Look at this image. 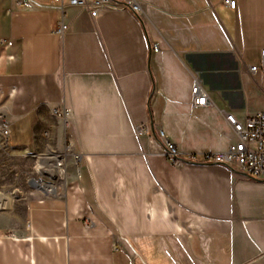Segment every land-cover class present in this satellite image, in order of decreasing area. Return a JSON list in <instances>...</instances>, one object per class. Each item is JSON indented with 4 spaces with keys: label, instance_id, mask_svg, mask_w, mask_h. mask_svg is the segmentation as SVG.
<instances>
[{
    "label": "crops",
    "instance_id": "obj_1",
    "mask_svg": "<svg viewBox=\"0 0 264 264\" xmlns=\"http://www.w3.org/2000/svg\"><path fill=\"white\" fill-rule=\"evenodd\" d=\"M62 1L0 0V117L74 172L33 186L23 215L0 194V264H264V181L204 162L236 141L225 112L264 111V0H113L97 17Z\"/></svg>",
    "mask_w": 264,
    "mask_h": 264
},
{
    "label": "built area",
    "instance_id": "obj_2",
    "mask_svg": "<svg viewBox=\"0 0 264 264\" xmlns=\"http://www.w3.org/2000/svg\"><path fill=\"white\" fill-rule=\"evenodd\" d=\"M55 1L61 2L62 0ZM224 2L231 9L236 8L237 2L235 0H224ZM70 4L81 9H89L93 17L117 8L113 0H93L92 3H88L86 0H71ZM126 7L137 15L142 14L139 0H128ZM67 29L68 26L63 24L57 29V32L63 34ZM158 50V45H155L153 51L158 52ZM261 55V65L251 67V71L255 72L259 68L264 69V50ZM192 96L195 107L206 105L208 92L198 80L194 82L192 87ZM56 115L67 118V110L56 112ZM224 118L228 128L235 135L236 141L231 143L226 150L205 153L204 162L223 165L238 170L252 179L264 181V111L248 115L244 120H240L234 113L225 112ZM150 131L149 125L135 127L137 136H142ZM11 134L10 122L7 119H2L0 124L1 138L4 141H9ZM158 136L165 145V155L168 161L177 166L182 165L184 161L178 147L166 137L163 131H160ZM76 159H79V156H76ZM56 160L58 168L63 169L59 172L64 174L66 159L62 155H58ZM190 160H194V157H190Z\"/></svg>",
    "mask_w": 264,
    "mask_h": 264
},
{
    "label": "rangeland",
    "instance_id": "obj_3",
    "mask_svg": "<svg viewBox=\"0 0 264 264\" xmlns=\"http://www.w3.org/2000/svg\"><path fill=\"white\" fill-rule=\"evenodd\" d=\"M2 119L6 118L0 117V124ZM13 142L12 134L9 141H4L0 136V194L11 195L15 201L20 200V198L26 199L23 204L17 206V212L23 215L24 202L29 201L30 197L39 193L33 187L32 182L43 185L46 181L51 180L60 185L66 179H72L74 172L68 170L66 160L65 173L63 174V172H59L63 169L58 168L56 159L48 160L46 159L48 156L45 157L42 153L30 151ZM62 156L66 159L64 155ZM76 156L78 155L73 158L74 162L80 164V157L76 159ZM49 157H57V153Z\"/></svg>",
    "mask_w": 264,
    "mask_h": 264
},
{
    "label": "water",
    "instance_id": "obj_4",
    "mask_svg": "<svg viewBox=\"0 0 264 264\" xmlns=\"http://www.w3.org/2000/svg\"><path fill=\"white\" fill-rule=\"evenodd\" d=\"M32 185L34 187H36L37 189L41 190V191H45V189L43 187L40 186V184L36 183V182H32Z\"/></svg>",
    "mask_w": 264,
    "mask_h": 264
},
{
    "label": "bare ground",
    "instance_id": "obj_5",
    "mask_svg": "<svg viewBox=\"0 0 264 264\" xmlns=\"http://www.w3.org/2000/svg\"><path fill=\"white\" fill-rule=\"evenodd\" d=\"M58 169V168H57ZM57 172V171H56Z\"/></svg>",
    "mask_w": 264,
    "mask_h": 264
}]
</instances>
